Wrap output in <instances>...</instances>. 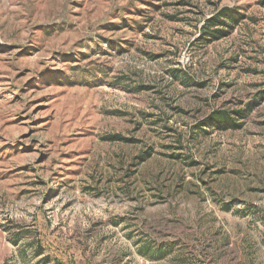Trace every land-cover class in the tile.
Wrapping results in <instances>:
<instances>
[{"label":"rangeland","instance_id":"1","mask_svg":"<svg viewBox=\"0 0 264 264\" xmlns=\"http://www.w3.org/2000/svg\"><path fill=\"white\" fill-rule=\"evenodd\" d=\"M35 223L46 264H264V0H0V264Z\"/></svg>","mask_w":264,"mask_h":264},{"label":"trees","instance_id":"2","mask_svg":"<svg viewBox=\"0 0 264 264\" xmlns=\"http://www.w3.org/2000/svg\"><path fill=\"white\" fill-rule=\"evenodd\" d=\"M242 18L243 15H241L236 9L228 7L221 8L214 16L207 19L204 27L201 30V37L205 40H215L219 38V36L223 32L228 34L233 26L238 24L242 20ZM225 28H228V31H225ZM261 96L263 95L261 94ZM258 103L259 101L254 98L245 105L244 109H240L237 111H229L224 109L215 110L211 112L204 120H202L199 126L217 127L221 130L238 129L242 126L241 121L248 115V113L252 112V110L258 105ZM108 140L120 141L124 139H121L119 136H111ZM149 157L150 152L147 151L143 153V155L138 156L137 160H139V162H143ZM35 224L37 235L35 238L36 245L34 246V248L37 254L46 253L45 259L43 260V263L46 264V262L50 261L51 257L53 256L47 250V240L43 237L39 225L37 223ZM54 259L56 261V264H66L56 257H54Z\"/></svg>","mask_w":264,"mask_h":264}]
</instances>
